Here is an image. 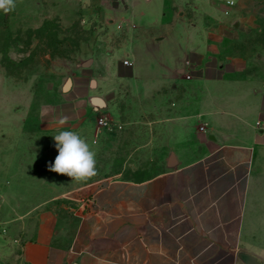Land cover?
I'll list each match as a JSON object with an SVG mask.
<instances>
[{
	"label": "rangeland",
	"instance_id": "obj_1",
	"mask_svg": "<svg viewBox=\"0 0 264 264\" xmlns=\"http://www.w3.org/2000/svg\"><path fill=\"white\" fill-rule=\"evenodd\" d=\"M127 1L16 0L13 11H0V226L6 228L0 234V264H21L22 245L33 237L40 211L74 209L107 179H144L200 155L193 128L159 129L152 141L156 121L190 116L198 98L193 82L165 83L159 98L141 97L129 70L117 72L112 62L98 68L104 55L126 51L138 35L137 27L127 32L139 25ZM227 1L142 3L154 4L147 7L153 13L167 4L164 11L174 24L162 25L160 19L154 24L164 27L172 46L186 40L190 29L205 43L202 52L216 69H228L235 78L264 73V0ZM88 58L94 61L82 67ZM198 65L190 61L183 67L191 75ZM174 87L175 95H169ZM91 96L101 97L105 106H94ZM101 113L121 127L99 130L95 119ZM190 122L202 127L197 119ZM65 130L77 132L96 152V174L85 182L49 170L58 155L53 136Z\"/></svg>",
	"mask_w": 264,
	"mask_h": 264
},
{
	"label": "crops",
	"instance_id": "obj_2",
	"mask_svg": "<svg viewBox=\"0 0 264 264\" xmlns=\"http://www.w3.org/2000/svg\"><path fill=\"white\" fill-rule=\"evenodd\" d=\"M127 2L139 23L127 32L137 27L138 35L126 51L102 55L98 68L112 62L117 72L129 70L141 97L159 98L165 83L193 82L190 116L156 121L152 141L159 129L193 128L200 155L144 179H107L74 209L40 211L21 264H246L241 252L264 264V73L235 78L216 69L196 31L172 46L164 27H155L154 19L174 24L167 4L153 13L150 2ZM190 61L199 63L191 75L183 67Z\"/></svg>",
	"mask_w": 264,
	"mask_h": 264
},
{
	"label": "clouds",
	"instance_id": "obj_3",
	"mask_svg": "<svg viewBox=\"0 0 264 264\" xmlns=\"http://www.w3.org/2000/svg\"><path fill=\"white\" fill-rule=\"evenodd\" d=\"M16 0H0V11L5 14L13 11ZM63 125L64 121L60 122ZM58 151L49 170L67 175L75 182H85L96 174V152L88 141L74 131H60L53 136ZM93 143H95L93 141Z\"/></svg>",
	"mask_w": 264,
	"mask_h": 264
},
{
	"label": "built area",
	"instance_id": "obj_4",
	"mask_svg": "<svg viewBox=\"0 0 264 264\" xmlns=\"http://www.w3.org/2000/svg\"><path fill=\"white\" fill-rule=\"evenodd\" d=\"M228 3H232V1H227ZM124 64L128 63V60H124L123 62ZM189 77V75H187V78ZM96 126L99 130H105L107 132H114L116 129L121 127V124L116 121L113 120L112 118L108 117L107 115L101 113L99 114L96 119ZM202 129V127H201ZM6 231V228L4 226H0V234L4 233Z\"/></svg>",
	"mask_w": 264,
	"mask_h": 264
},
{
	"label": "water",
	"instance_id": "obj_5",
	"mask_svg": "<svg viewBox=\"0 0 264 264\" xmlns=\"http://www.w3.org/2000/svg\"><path fill=\"white\" fill-rule=\"evenodd\" d=\"M92 62V58H88L80 63L82 67H87ZM70 82V81H69ZM93 82V81H92ZM93 84V83H92ZM69 85V84H68ZM68 87V86H67ZM66 87V88H67ZM90 101L94 106H105V101L99 96H91ZM240 257L243 258L246 264H258L256 257L246 254L244 252L240 253Z\"/></svg>",
	"mask_w": 264,
	"mask_h": 264
},
{
	"label": "bare ground",
	"instance_id": "obj_6",
	"mask_svg": "<svg viewBox=\"0 0 264 264\" xmlns=\"http://www.w3.org/2000/svg\"><path fill=\"white\" fill-rule=\"evenodd\" d=\"M69 84V80H66L65 84H64V88H66Z\"/></svg>",
	"mask_w": 264,
	"mask_h": 264
}]
</instances>
